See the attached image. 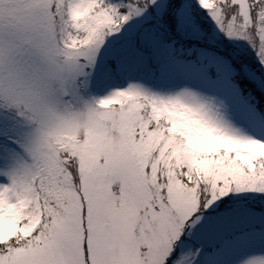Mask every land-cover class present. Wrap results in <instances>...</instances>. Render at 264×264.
Listing matches in <instances>:
<instances>
[{"label": "snow or ice", "instance_id": "1", "mask_svg": "<svg viewBox=\"0 0 264 264\" xmlns=\"http://www.w3.org/2000/svg\"><path fill=\"white\" fill-rule=\"evenodd\" d=\"M0 264H264V0H0Z\"/></svg>", "mask_w": 264, "mask_h": 264}]
</instances>
